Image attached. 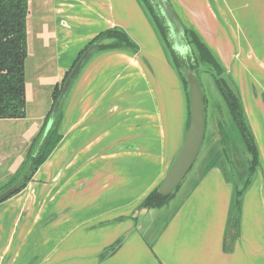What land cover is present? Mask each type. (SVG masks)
Here are the masks:
<instances>
[{
    "label": "crops",
    "instance_id": "obj_1",
    "mask_svg": "<svg viewBox=\"0 0 264 264\" xmlns=\"http://www.w3.org/2000/svg\"><path fill=\"white\" fill-rule=\"evenodd\" d=\"M170 3L239 84L258 148L238 237H226L233 184L218 165L196 169L156 233L139 228L140 215L153 209L138 205L176 157L186 116L178 76L138 1L29 0L25 61L32 60L34 96L25 78V116L0 118V192L24 165L54 88L86 44L120 27L139 50L98 51L83 65L62 104L59 143L23 189L0 201V264H264V82L257 81L264 57L243 26L255 10L263 42L264 0Z\"/></svg>",
    "mask_w": 264,
    "mask_h": 264
},
{
    "label": "trees",
    "instance_id": "obj_2",
    "mask_svg": "<svg viewBox=\"0 0 264 264\" xmlns=\"http://www.w3.org/2000/svg\"><path fill=\"white\" fill-rule=\"evenodd\" d=\"M28 1L29 0H0V118H22L26 114L24 63L27 57ZM137 1L152 25L156 35H158L161 45L165 50L167 49L170 60L173 62L174 68L180 78L186 98V130L189 124V95L188 83L184 73L181 72L182 68L193 70L198 79L200 73L210 74L212 76L213 83L225 102L231 118V132L233 131L234 135L232 136L231 132L226 130L222 132V136H227L230 139L234 138V140H236L235 144L233 139L232 141L227 142V144L230 146L232 143V148H235L236 146L239 154H242L240 155L241 159L234 157V161H237L238 163V171H227L221 167L225 178L233 184L228 220L226 224V237L236 239L239 235L242 201L247 189L253 181L259 162L258 148L248 123L240 95L233 89L228 74L224 71L216 56L194 31L182 23L184 35L191 48V52L185 56L177 54L172 49L171 41L168 38L167 26L165 25L163 17L159 13L157 5L151 0ZM90 46L92 47L90 56L98 51L107 49L127 48L134 52L139 50V46L133 41L128 33L120 27L108 28L99 32L79 52L70 69L65 72L61 86L58 87V85H56L54 88L52 94L53 103L56 100L62 84L71 68L74 66L82 53ZM203 102L206 121L207 103L204 92ZM61 109L62 106L53 123V126L47 133H45L44 128L50 112L48 113L43 127L29 147L24 165L16 176L9 181L5 188L17 183L18 189L16 192L23 189L35 171L44 163L50 153L55 149L61 139L60 134H58ZM227 150V148L223 147L222 152L225 153V157L229 162V153ZM242 151L246 154V157ZM19 178L20 180L18 181ZM178 187H180V185ZM170 196L171 194L167 196L159 194L157 192V187H155L142 199L138 205V209L160 208L166 204ZM120 242L121 240L111 246V252Z\"/></svg>",
    "mask_w": 264,
    "mask_h": 264
},
{
    "label": "rangeland",
    "instance_id": "obj_3",
    "mask_svg": "<svg viewBox=\"0 0 264 264\" xmlns=\"http://www.w3.org/2000/svg\"><path fill=\"white\" fill-rule=\"evenodd\" d=\"M261 18H264V15L261 16ZM258 20V16L255 10H252L250 15H244V22H243V26L245 29V32L248 36V40L252 41V47L255 49V51L257 53H261L263 54L262 57H264V35H263V42L260 40L258 42V37H257V32H256V23L255 21ZM157 38L159 40V37L157 35ZM160 42V40H159ZM161 45V43H160ZM164 54L166 56V62H167V66L176 74V76H178L177 71L174 68L173 62H171L170 60V56L169 53L167 51V49L165 50L164 47L161 45ZM166 51V52H165ZM27 60V58H26ZM31 63L32 60L29 59L28 62L24 63V72H25V78L28 81V93L29 96L31 94V98L32 96H34V93H31V89H32V70H31ZM124 66L123 64L121 65V70H124ZM228 74V73H227ZM231 85L233 86V89L238 92L239 88H238V83H234V81L231 79L230 75L228 74ZM261 77L264 78V76L260 73L257 76V81L259 82H264V79H262ZM137 83L140 86H144V84H140V78L139 76L137 77ZM178 80L180 83V86L182 88V84L180 81V78L178 76ZM199 81L202 85L203 88V92L205 94L206 97V121H205V139L203 140L202 146L200 148L198 157L194 163V166L192 167V169L189 170V172L186 174V176L184 177V179L182 180L180 187H178L176 190H174L171 193L170 198L168 199L167 203L165 206L159 208V209H153L151 211H149L148 213H146L145 215H140L139 219H138V224H139V228L146 233H148V235H153L154 233H156L161 227L162 225H164L165 220L167 219V217L169 216L170 211L173 208L174 202H175V198H179L180 195L182 194V191H184L185 186L187 183L191 182V179L196 177V169L200 168V167H204L207 165H218L222 168H224V170H235L238 171L239 167H238V163L237 161H234V157L235 158H239L241 159L242 154H239V152L237 151V148L235 146V148H232L233 144L231 143V145L229 146L227 144V142L232 141L235 144L234 138H229V137H223L222 136V132L223 131H230L231 132V118L230 115L228 113V110L226 108L225 102L221 96V94L219 93L218 89L216 88L215 84L213 83V79L212 76L208 73H200L199 75ZM256 81V83H257ZM62 80L60 81L58 87L61 86ZM146 86H148V84H145ZM183 90V88H182ZM184 93V90H183ZM239 93V92H238ZM184 106H185V116H187V110H186V98H185V94H184ZM155 108V107H154ZM31 112V110H30ZM187 118V117H186ZM261 120L264 121V113L261 117ZM251 128V127H250ZM185 132H186V125H185ZM228 134V133H227ZM229 135V134H228ZM231 135H234V132H231ZM263 135H264V131H263ZM225 138V139H224ZM262 145V144H261ZM260 145V147H261ZM263 146V145H262ZM1 143H0V150H1ZM223 147L227 148L228 153H229V162L227 161V158L225 157V153L222 152L223 151ZM243 149V148H242ZM262 149V148H261ZM262 153L264 156V149H262ZM242 153L244 154V152L242 151ZM246 157V154H244ZM256 174L254 175L253 181L255 179ZM20 180V178L18 179V181ZM17 181V180H16ZM252 181V182H253ZM252 184V183H251ZM4 189H6L4 187Z\"/></svg>",
    "mask_w": 264,
    "mask_h": 264
},
{
    "label": "water",
    "instance_id": "obj_4",
    "mask_svg": "<svg viewBox=\"0 0 264 264\" xmlns=\"http://www.w3.org/2000/svg\"><path fill=\"white\" fill-rule=\"evenodd\" d=\"M151 1L157 5L159 13L165 21L172 49L181 56L190 53L191 48L186 41L183 24L174 11L170 1ZM91 51L92 47L90 46L82 53L63 82L61 90L52 105L46 121L44 128L45 133H47L53 126L72 82L88 60ZM181 72L184 73L188 83L189 124L176 157L157 186V192L163 196L171 194L181 184L199 154L205 135V109L203 102V90L200 81L193 70L182 68ZM17 189L18 184L14 183L1 191L0 201L12 196Z\"/></svg>",
    "mask_w": 264,
    "mask_h": 264
},
{
    "label": "flooded vegetation",
    "instance_id": "obj_5",
    "mask_svg": "<svg viewBox=\"0 0 264 264\" xmlns=\"http://www.w3.org/2000/svg\"><path fill=\"white\" fill-rule=\"evenodd\" d=\"M185 56V55H184Z\"/></svg>",
    "mask_w": 264,
    "mask_h": 264
}]
</instances>
